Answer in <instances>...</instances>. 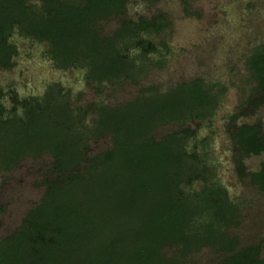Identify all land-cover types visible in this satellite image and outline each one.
<instances>
[{"label": "trees", "instance_id": "1", "mask_svg": "<svg viewBox=\"0 0 264 264\" xmlns=\"http://www.w3.org/2000/svg\"><path fill=\"white\" fill-rule=\"evenodd\" d=\"M6 1L0 3L1 64L11 63L7 40L16 21L33 33L59 40L57 55L64 65L84 55L79 49L65 50L71 39L70 28L75 26L83 30L82 38L93 56L89 61L91 76L99 82L121 76L137 80L145 71L144 65L121 55L114 41L128 33L161 31L164 27L156 17L139 22L125 20L114 37L104 36L93 24L115 10L124 11L126 0H56L55 4L47 0L59 13L57 18L62 19V13L66 15L65 20L60 19L64 22L61 26L46 23L24 0H16L18 9L8 16ZM150 46L155 47L146 41V49ZM253 65L264 87V45L256 52ZM216 99L210 86L196 79L167 91L146 88L126 104L75 110L60 103L66 118L61 123L47 118L50 104L41 111L31 108L26 118L4 117L0 104V168L14 166L28 155L51 152L56 168L74 171L64 180L59 178L49 184L40 205L25 218L20 230L0 243V252H28V247L44 243L39 253L45 252V257L38 256L36 260L45 259L47 264H72L76 254L79 264H193L190 256L208 247L221 255L218 264H264L262 244L241 245L238 236L230 233L238 208L226 197L221 184L205 185L200 194L181 190L178 182L185 165L182 141L186 133L174 132L160 140L149 135L160 124L172 120L183 123L192 114L210 111ZM91 114L92 128L77 123L78 118L84 121ZM258 131V125H245L238 134L256 153L264 149V136H258ZM103 134H110L114 145L90 158L80 171L78 164L87 152L85 142L92 135L97 139ZM96 170L104 179L108 176L117 183L101 180L85 184ZM154 173H160V184L149 182ZM243 174L250 175L252 182L264 190V165L259 171ZM126 180L128 184H123ZM46 208L54 214V221L65 219V224L57 222V232L64 231L63 238L47 236L53 221L41 217ZM74 220L79 230L70 237L67 225Z\"/></svg>", "mask_w": 264, "mask_h": 264}, {"label": "rangeland", "instance_id": "2", "mask_svg": "<svg viewBox=\"0 0 264 264\" xmlns=\"http://www.w3.org/2000/svg\"><path fill=\"white\" fill-rule=\"evenodd\" d=\"M24 2L41 14L43 20H49L46 22L49 25L64 24L61 20H65L66 15L61 12L62 19L57 18L59 13L50 9L46 0ZM126 2L124 11L115 10L93 25L104 36L114 37L125 20L138 22L156 17L163 22L161 31L150 29L139 34L128 33L114 41L121 55L144 65L145 71L137 80L125 76L102 82L94 80L89 64L93 56L79 27L70 28L71 39L66 42L65 50L79 49L84 55L75 56L64 65L52 53L53 45L58 48L59 40L52 45L48 36L33 33L16 21L8 36L9 42L17 48L15 58L9 68L0 67L3 116L26 118L31 108L41 111L50 104L51 108L46 109L47 118L61 123L65 117L59 108L60 103H67L75 110L126 104L146 88L167 91L184 81L203 80L217 97L211 110L192 114L183 123L172 120L160 124L149 135L160 140L174 132L186 133L182 141L185 165L178 182L181 190L191 195L200 194L205 185L221 184L226 197L238 208L236 223L229 229L230 233L238 236L241 245L262 244L264 256V190L252 182L250 175L243 174L262 169L264 149L256 153L238 136L245 125H258V136H264V87L253 65L256 52L263 50L264 45V0ZM5 3H9L5 10L8 16L18 9L16 0ZM146 41L155 47L146 49ZM93 116L91 114L84 121L78 118L77 123L92 128ZM85 143L86 156L77 167L80 171L90 158L114 145L110 134L97 139L92 135ZM71 172L74 171L56 168V159L51 152L28 155L14 166L0 168V243L20 230L25 218L40 205L49 184L59 178L64 180ZM159 175L154 173L149 182L160 184ZM101 180L113 183L96 170L85 184H98ZM123 184H128L127 180ZM43 214L42 218L53 221L47 236L61 235L63 238L64 231L57 232V222L65 224V219L54 221V214L48 208ZM67 226V235L78 234V221ZM43 244L28 247V252H24L25 249L18 253L0 252V264L8 260L13 264H47L45 259L36 260L38 256L45 257V252L39 253ZM77 258V254L74 255L71 263L79 264ZM220 259L221 255L208 247L190 256L193 264H218Z\"/></svg>", "mask_w": 264, "mask_h": 264}, {"label": "flooded vegetation", "instance_id": "3", "mask_svg": "<svg viewBox=\"0 0 264 264\" xmlns=\"http://www.w3.org/2000/svg\"><path fill=\"white\" fill-rule=\"evenodd\" d=\"M3 0H0V3L2 2ZM46 2H47V0H46ZM54 2H56V0H54V1H52V2H49V3H54ZM48 3V2H47ZM55 4V3H54ZM50 5H52V4H50ZM50 9H52V8H50ZM54 11V10H53ZM34 12V11H33ZM36 13V12H35ZM36 15L37 16H39V15H41V14H39V13H36ZM144 19H149V20H151L152 18H143V19H141V20H144ZM140 20V21H141ZM47 22H48V20H47ZM139 22V21H138ZM46 36H48V38H50L51 39V41H52V45H53V42H55V39H52L49 35H47L46 34ZM7 42H8V44H9V46H10V48H9V54H7V55H9V60H10V65H8V64H1L0 63V67H2V68H9L10 66H12V63H13V59L15 58V55H16V52H17V48L14 46V45H12L10 42H9V40H7ZM149 48H151V46L149 47ZM53 50H52V53L56 56V58L59 60V61H61V58H60V56L59 55H57V52L59 51V49L58 48H56L54 45H53V48H52ZM59 56V57H58ZM0 95H1V90H0ZM1 104V103H0ZM112 105H116V104H112Z\"/></svg>", "mask_w": 264, "mask_h": 264}]
</instances>
